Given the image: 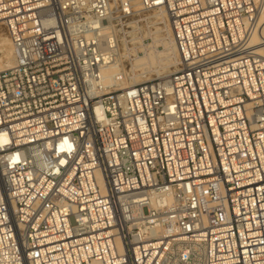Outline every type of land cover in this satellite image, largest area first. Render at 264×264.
Segmentation results:
<instances>
[{
	"label": "built area",
	"instance_id": "obj_1",
	"mask_svg": "<svg viewBox=\"0 0 264 264\" xmlns=\"http://www.w3.org/2000/svg\"><path fill=\"white\" fill-rule=\"evenodd\" d=\"M159 10L174 70L124 85ZM263 10L0 0V264H264Z\"/></svg>",
	"mask_w": 264,
	"mask_h": 264
},
{
	"label": "bare ground",
	"instance_id": "obj_2",
	"mask_svg": "<svg viewBox=\"0 0 264 264\" xmlns=\"http://www.w3.org/2000/svg\"><path fill=\"white\" fill-rule=\"evenodd\" d=\"M148 17L153 24L157 25L155 28L160 26L157 30L160 31V33L154 34V31L149 33L152 38V43L147 45V49L145 50L143 57L141 56L135 58V61L132 64V72L126 79V83H124V85L138 84L152 77L167 76L174 70L177 53L171 37L166 13L163 10H159L149 14ZM260 20L262 22L261 34L264 36V10L261 13ZM9 42L10 40L8 38L0 36V44L3 47L5 43L9 44ZM158 45L162 46L161 51L158 49ZM11 53L12 48L10 43V57ZM117 71L118 70L115 66H109L103 70V79L105 84L112 83Z\"/></svg>",
	"mask_w": 264,
	"mask_h": 264
},
{
	"label": "rangeland",
	"instance_id": "obj_3",
	"mask_svg": "<svg viewBox=\"0 0 264 264\" xmlns=\"http://www.w3.org/2000/svg\"><path fill=\"white\" fill-rule=\"evenodd\" d=\"M154 25L157 26L156 24H154ZM159 27L158 28H155L154 34H159L160 33V31H157L159 29ZM0 36L8 38L7 37V34H6L5 27L2 24H0ZM148 43H151V42L149 41ZM9 47H10V42H9V44H6L5 43L4 44V47L0 44V71L3 70V69H5V68H7L9 65L11 66L13 64V62H14L12 45H11V48H12L11 57L9 55ZM158 49L161 51L162 50V47L159 46ZM141 56L142 55H140L139 57H141ZM164 59H167V58H164ZM164 59H162V60H164Z\"/></svg>",
	"mask_w": 264,
	"mask_h": 264
}]
</instances>
